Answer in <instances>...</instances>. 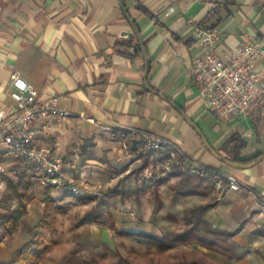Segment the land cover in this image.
I'll return each instance as SVG.
<instances>
[{
	"label": "crops",
	"instance_id": "obj_1",
	"mask_svg": "<svg viewBox=\"0 0 264 264\" xmlns=\"http://www.w3.org/2000/svg\"><path fill=\"white\" fill-rule=\"evenodd\" d=\"M123 3L125 9L120 0H0V107H16L9 90L10 75L17 71L41 97H57L58 105L72 112L63 120L35 121L34 142L63 158L67 171L76 168L77 180L89 187L85 196L106 189L124 200L152 196L155 185L149 188L137 180L136 188L121 191L129 179L131 158H161L154 151L137 150L142 133L157 134L193 158L235 175L242 188L225 186L220 199L207 181L188 195L180 194L175 186L183 175H175L180 179L176 185L169 178L157 183V191L162 193L163 185H168L178 205H189L186 213L210 204L205 213L209 224L234 233L231 242L243 255L237 261L193 244L215 263L264 264V94L240 117L209 111L192 76L200 46L189 21L219 31L220 52L232 51L248 38L264 47V0ZM131 21L148 54L147 78L143 53L134 49L137 37L126 36ZM256 68L264 69V55ZM124 138L131 145L130 155L123 148ZM206 142L233 160L263 155L252 166L237 168L219 160ZM34 175L35 182H43ZM45 187L46 199L70 193ZM8 226L12 227L10 221L0 222V261L11 260L27 243L17 241Z\"/></svg>",
	"mask_w": 264,
	"mask_h": 264
},
{
	"label": "rangeland",
	"instance_id": "obj_2",
	"mask_svg": "<svg viewBox=\"0 0 264 264\" xmlns=\"http://www.w3.org/2000/svg\"><path fill=\"white\" fill-rule=\"evenodd\" d=\"M131 159L129 179L121 191L136 188L137 181L148 186L139 179L140 173L147 166L155 169L162 161V158ZM146 159L147 164L144 163ZM34 174L30 169L25 177H0L6 178L0 184V222L11 218L13 237L17 241L25 243L34 239L33 248L35 242L47 247L36 264H171L184 260L217 264L193 244L160 251L155 241L140 236V232L161 236L184 230V217L188 214L185 208L189 205L186 202L178 205L174 191L166 184L162 193L153 189L152 196L137 200H124L126 198L115 195L113 189H106L99 195L94 193L83 201L59 192L51 205L49 223L39 231L36 225L43 216L44 192L48 189L44 182H35ZM175 175L161 180L169 178L171 184L176 185L180 179ZM214 189L218 198L220 191L216 184ZM112 221L115 229L111 227Z\"/></svg>",
	"mask_w": 264,
	"mask_h": 264
},
{
	"label": "built area",
	"instance_id": "obj_3",
	"mask_svg": "<svg viewBox=\"0 0 264 264\" xmlns=\"http://www.w3.org/2000/svg\"><path fill=\"white\" fill-rule=\"evenodd\" d=\"M189 21L194 24L193 38L200 46L192 63V76L206 107L220 116L245 115L251 103L264 94V69L256 68V62L264 55V47L248 38L234 50L220 52L217 47L219 31ZM9 95L16 107L14 110L0 107V177L17 178L22 171L33 169L48 186L65 188L74 194L89 192L88 184L75 177V167L74 171H67L63 158L50 148H38L34 142L35 121L63 120L72 112L61 108L57 97H41L39 90L17 71L10 75ZM122 145L130 155L131 145L126 138ZM137 150L154 151L162 158L155 169L147 166L140 173L139 179L148 185L176 174L213 179L220 191L219 199L225 186L232 190L242 188L235 175L193 158L176 143L157 134L142 133ZM6 158H13L14 162L8 164Z\"/></svg>",
	"mask_w": 264,
	"mask_h": 264
},
{
	"label": "trees",
	"instance_id": "obj_4",
	"mask_svg": "<svg viewBox=\"0 0 264 264\" xmlns=\"http://www.w3.org/2000/svg\"><path fill=\"white\" fill-rule=\"evenodd\" d=\"M144 9V8H143ZM133 149V147H132ZM136 149V148H135ZM263 154L255 155L253 158L249 159H236L242 162L256 161ZM147 159L145 160V164H147ZM162 180H158L154 184L148 185L149 188L156 189L159 182ZM207 181L210 187H214L215 181L210 178H202L198 176H189L183 175V178L180 182L175 186L176 191L182 195H188L192 193L197 187L203 185V182ZM50 188H52L50 186ZM71 196L77 198L80 201L86 200L89 196H85L83 194H74L72 192L69 193ZM157 195V194H156ZM158 199V196H156ZM54 202V198L51 196L47 197L45 211L42 219L37 224V228L39 231L41 228L46 226L49 221L47 218L51 213V205ZM210 204L200 205L196 208H193L189 211V213L184 217L185 227L184 230L178 232H170L165 233L161 236L150 234L148 232H140V236L148 238L150 241H155L158 244L160 251H166L168 249H172L181 244H197L202 247H205L211 251L217 252L227 259L230 260H240L243 255L238 252L237 246L231 242V238L234 236L233 232H228L221 230L219 228L213 227L209 222L205 219V213L207 209L210 207ZM11 218H7L6 221H10ZM111 227L113 229L116 228L115 222L112 221ZM7 230L11 231V227L8 226ZM120 233H124L121 231ZM34 239L28 241L21 249H19L15 255L9 261H0V264H36L37 260L43 255V253L47 250V247H42L41 244H37L35 242V248H33ZM171 264H213L211 262H206L204 260H184L179 262H174Z\"/></svg>",
	"mask_w": 264,
	"mask_h": 264
},
{
	"label": "water",
	"instance_id": "obj_5",
	"mask_svg": "<svg viewBox=\"0 0 264 264\" xmlns=\"http://www.w3.org/2000/svg\"><path fill=\"white\" fill-rule=\"evenodd\" d=\"M120 3H121V6L123 9H125V6H124V3H123V0H120ZM131 24H132V30L127 32L126 36L131 38H133V36L135 35L138 39V44L134 46V49L135 50H138L140 49L143 53V56H144V59H145V62H146V73H145V77L147 78L148 76V73H149V59H148V54H147V51H146V48H145V44H144V41H143V38L141 36V33H140V30L139 28L135 25V23L133 21H131ZM209 150L219 159L221 160L222 162H224L225 164H228V165H231V166H234V167H237V168H247V167H250L252 166L254 162H250V163H240V162H237L236 160H233V159H230V158H227L225 156H223L222 154H220L219 152H217L212 146H210L207 142H206Z\"/></svg>",
	"mask_w": 264,
	"mask_h": 264
}]
</instances>
